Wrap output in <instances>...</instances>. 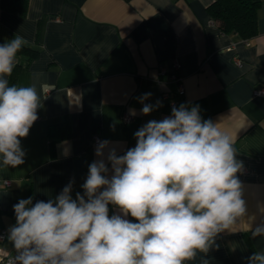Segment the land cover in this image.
<instances>
[{
	"label": "crops",
	"instance_id": "1",
	"mask_svg": "<svg viewBox=\"0 0 264 264\" xmlns=\"http://www.w3.org/2000/svg\"><path fill=\"white\" fill-rule=\"evenodd\" d=\"M253 1L257 34L247 43L212 21L207 7L213 0H28L25 16L0 6V44L19 35L29 42L23 48L36 52L29 60L21 50L9 83H35L42 99L37 121L21 140L24 164L0 168V233H6L0 246L15 252L8 230L20 199L47 202L70 182L73 199L83 194L89 165L100 159L94 136L122 155L135 147L139 128L171 115L173 106L161 100L168 91L175 107L199 105L203 120L231 135L243 163L237 175L247 213L218 234L206 259L247 264L253 252L264 251V237L252 238L249 228L264 220V97L254 95L264 88V0ZM174 64L182 93L168 79ZM146 93L144 103H161L143 115L139 98ZM63 122L65 137L60 127L48 136V126ZM106 157L107 150V163Z\"/></svg>",
	"mask_w": 264,
	"mask_h": 264
},
{
	"label": "clouds",
	"instance_id": "2",
	"mask_svg": "<svg viewBox=\"0 0 264 264\" xmlns=\"http://www.w3.org/2000/svg\"><path fill=\"white\" fill-rule=\"evenodd\" d=\"M28 44L19 35L0 44V168L24 164L21 140L41 107L35 83L10 85L8 79ZM150 96L139 98L143 115L160 106L144 103ZM134 137L135 147L122 155L108 140L98 142L100 159L89 165L75 199L70 182L47 202L33 204L29 197L13 206L11 264H188L198 256L199 264H209L218 234L247 213L237 175L243 163L232 136L203 120L199 105L182 103ZM110 205L119 213L110 215ZM249 228L252 238L264 237V220ZM247 264H264V251L253 252Z\"/></svg>",
	"mask_w": 264,
	"mask_h": 264
},
{
	"label": "trees",
	"instance_id": "3",
	"mask_svg": "<svg viewBox=\"0 0 264 264\" xmlns=\"http://www.w3.org/2000/svg\"><path fill=\"white\" fill-rule=\"evenodd\" d=\"M0 6L4 10L25 16L28 0H1ZM257 10L258 2L253 0H213L207 7V13L222 33L236 34L246 41L257 34ZM22 51L27 52L29 60L35 57L34 50L22 48ZM14 74H12L11 80H13ZM54 127H60L62 138L67 135L68 126L63 122L48 126V136L51 135ZM130 220H133L131 216Z\"/></svg>",
	"mask_w": 264,
	"mask_h": 264
},
{
	"label": "built area",
	"instance_id": "4",
	"mask_svg": "<svg viewBox=\"0 0 264 264\" xmlns=\"http://www.w3.org/2000/svg\"><path fill=\"white\" fill-rule=\"evenodd\" d=\"M245 43H247L248 41L244 40ZM176 70H177V64H174L173 65V71L169 74V77L168 79L172 82H175L177 83V87H178V92L179 93H182L183 91V86L180 82V78L178 77L177 73H176ZM161 73H163V69H161L160 71ZM254 95L256 97H264V88H261L257 91H255ZM161 100L164 101V102H169L170 105L174 106V102L170 99V93L168 91H162L161 93ZM132 117L128 114H124L123 115V120L125 122H129L131 121ZM100 141L99 137L97 136H94V144L97 145L98 142ZM244 171V170H242ZM3 185L4 186H9V181L7 180H3ZM6 237V233L4 231H2L0 233V242H3L4 239ZM15 252L14 253H10L6 250H4L1 246H0V264H11L14 256H15Z\"/></svg>",
	"mask_w": 264,
	"mask_h": 264
}]
</instances>
